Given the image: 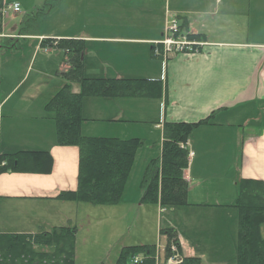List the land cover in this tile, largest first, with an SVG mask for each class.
<instances>
[{
  "label": "crops",
  "instance_id": "obj_1",
  "mask_svg": "<svg viewBox=\"0 0 264 264\" xmlns=\"http://www.w3.org/2000/svg\"><path fill=\"white\" fill-rule=\"evenodd\" d=\"M0 2L22 4L25 10L29 6L23 18L38 10L36 2L29 5L22 0ZM225 5L211 12L208 0H175L173 5L169 2L166 21L162 18L160 25L154 28L150 24L147 33L142 35L107 37L100 24L85 25L77 35L45 33L39 36L23 30L17 33V29L11 33L27 37L19 41H29V46L37 42L38 48L27 72L13 64L15 52L26 44L7 45L11 50L0 59L1 133L5 117L10 123L5 127L10 140L5 147L0 140V153L49 151L54 165L50 175L8 173L0 176V216L3 217L0 234L27 231L10 225L9 218L14 215L26 218L31 215V221L41 228H73L75 203L56 198L61 193L77 190L79 149L57 146L54 123L44 114V105L64 84L61 81L60 86L52 87L50 73L36 72L33 67L37 60L40 63L49 61V57L43 56L47 54L40 50L39 38L75 40L87 49L83 56L84 66L87 70V64L93 60L96 78H104L103 67L110 59V71L116 79L149 80L163 85L162 99L155 105L138 107L129 101L120 105L118 124L131 125L121 133L125 140L137 138L160 148L165 122L193 124L209 119L207 125L193 132L189 144L192 156L185 176L189 186L187 199L194 197L193 202L197 203L170 210L177 218L171 227L178 236L181 255L184 258L208 257L209 260V252L222 244L221 227L234 220L236 223L232 227L237 225L238 228V210L233 207L238 181L264 183V10L244 9L245 5L241 8L238 0H231L230 8ZM91 6L93 11L86 15L90 19L98 15L92 0ZM171 16L177 20L181 32L200 36L207 45L199 54H172L165 66L155 56L153 43H158L157 48L164 54L160 43ZM20 24L23 27L24 21ZM4 27L3 31L6 30L5 22ZM88 45H92L93 50ZM109 46H116V50H109ZM39 55L41 59L37 58ZM65 60L66 57L57 66V76ZM31 73L43 79V89L38 93L33 92L36 83L22 91ZM78 86L72 84L74 94L80 92ZM93 108L88 103L84 110ZM84 119L87 123L81 127L82 135L95 136L96 130L90 125L99 119L89 116ZM198 133L201 136L194 144L193 135ZM15 136H18L17 143L11 139ZM160 156L161 151L157 150L142 156L145 160L142 174L145 175L149 164ZM227 191L229 193L224 194ZM219 211H223L224 216L221 217Z\"/></svg>",
  "mask_w": 264,
  "mask_h": 264
},
{
  "label": "trees",
  "instance_id": "obj_2",
  "mask_svg": "<svg viewBox=\"0 0 264 264\" xmlns=\"http://www.w3.org/2000/svg\"><path fill=\"white\" fill-rule=\"evenodd\" d=\"M45 7L52 8L49 1ZM189 38L200 40L195 35ZM58 49L66 52L64 69L58 75L64 86L44 105V112L54 123L56 145L78 148L79 163L77 190L61 193L56 199L65 203L117 206L144 142L83 136L81 127L87 120L82 114L83 103L87 98L158 101L163 96V85L149 80L84 78L83 44L75 40L61 41ZM72 84L80 86L78 94L72 92ZM208 123L209 119L193 124L164 123L161 158L149 164L141 183L142 205L159 206L168 211L187 205L189 186L184 172L189 166V150L184 147L193 132ZM53 165L49 151L0 154V176L8 173L50 175ZM234 208L239 217L237 264H264V238L260 234L264 225V183L238 181ZM75 234L76 229L71 227L31 235L1 234L0 264H75ZM161 235L167 243L163 262L171 257L172 245L178 247L181 255L175 231L163 230ZM156 249V245L124 248L118 264L128 261L131 264L134 259L139 264H157ZM181 264H201V260L184 258Z\"/></svg>",
  "mask_w": 264,
  "mask_h": 264
},
{
  "label": "rangeland",
  "instance_id": "obj_3",
  "mask_svg": "<svg viewBox=\"0 0 264 264\" xmlns=\"http://www.w3.org/2000/svg\"><path fill=\"white\" fill-rule=\"evenodd\" d=\"M22 1L26 5L36 2L38 10L32 12L33 14L29 12L27 14L28 16L23 18L22 16H24V13L28 11L29 6L26 7V11L23 8V5L19 4L22 10L20 13H17L18 16H13L12 12L8 13V18L6 17L7 19L5 20V31L2 30V23L0 24V59L5 53H8V51L11 50L7 49V45H12L15 42H21V45L26 44V46L22 49H17L19 52H15L16 55L13 56V64L17 69L21 71L25 70L27 72L26 69L31 67L34 61L38 43L36 42L35 45L29 46V41L25 42L16 40L15 37L19 35L11 34L15 29H17V33H22L23 30L24 33H35L39 36H42V34L45 33H52L53 35H68L70 33H74L77 35L85 27V25L100 24V27L102 28L101 30L106 33L107 37L132 35L134 33L142 35L145 32L147 33L146 28H148L150 24L152 28H154L160 25L162 18H164V22L166 21V8L169 2L173 5L175 0H92L93 4L95 5L94 10L98 12V15L92 19L86 17L89 12L93 11L91 0ZM48 1L52 6L50 9L45 7ZM238 1L241 5V8H244L245 5L244 9L252 8L253 10H264V0ZM230 3L231 0H208V9L209 11L214 12L218 9L225 8V4H228V7L230 8ZM116 12L118 13V16L116 15ZM16 18L18 19L16 20ZM172 19V16L169 17L170 22ZM22 21H24L23 27L20 24ZM21 37L27 38L22 35ZM57 40L58 39H48L46 40L47 42L42 43L44 45V50H52L53 48L51 43L54 44L57 42ZM187 42L198 44L199 40L192 41L189 38ZM88 47L93 50L92 45H88ZM108 48L109 50H116V46H109ZM83 51L86 53L87 49L84 47ZM58 52L59 53H57V51H50L48 53L43 52V54H47L43 56L49 57V61L40 63V61L37 60L34 62L33 67L34 71L36 72L50 73L52 76V87L61 85V79L56 73L57 66L62 63L65 57L63 53H61L62 51ZM146 52L149 53V50ZM171 56L172 54H167L164 56L162 61L165 62V66L168 64ZM37 58L41 59V55H39ZM109 61L110 59H108L105 63L107 66L103 67V69H105V72L103 71L105 73L104 78L116 79L111 74L110 67H112V64L109 63ZM97 67L98 69H101V66L98 65ZM83 70L84 78L89 77L91 79H104L96 78L98 76L97 71L93 68V60L87 64V70L85 66ZM32 83H36L33 92L38 93L43 89L42 77L36 75L35 73H31L29 82L27 85H25L22 91L28 87L30 89L32 87ZM79 87L80 86H78V88ZM125 101H129L130 104H136L138 107H144L148 104H157L156 100L141 98L85 99L82 109L83 117L89 116L99 119V121L96 120L97 122L91 121L95 122L91 123L90 126L96 130L97 133L93 137L124 139L122 138L123 136L121 133L123 132L124 128H127V126L131 125L118 124L117 118L118 108H120V105L123 106ZM88 103L94 106V108L90 111L84 110V107H86ZM84 123H87V121ZM9 124L10 123H7V117H5L4 123L2 124V133L0 129V140L3 147L7 146L10 140V137L6 135L5 128L6 125L8 126ZM18 124L20 125V123ZM200 136V133L193 135L192 141L194 144L198 142ZM11 139H13V142L15 141L17 143L18 136H15ZM153 150L160 152V148L154 146L153 143L147 144L146 141H144L143 147L137 152L136 160L134 162L135 164L129 176L125 192L121 202L117 206L105 207L87 204H74L75 210L73 214L74 220L72 225L73 228L76 229L75 264H118L120 253L124 248L136 246H153L158 245L159 243L161 259L157 264H160L165 260L166 253L164 252V248L167 244L166 238L164 236L161 237L159 233L163 230L173 229L171 225H173V223L176 221V215L175 213L172 214L171 211L161 214L156 206L142 205L140 202L142 192L139 185L141 183L140 181H142L141 178L144 175L142 174V169L145 163V160L142 159V156H145L147 153L150 154ZM184 174L186 176V171ZM223 191H226L225 187L223 188ZM227 193H229V191L224 192V194ZM193 201H195L194 197L190 198L189 200L187 199L188 204L197 203ZM29 214H31V211H29ZM218 214H220L221 217L224 216L223 211H219ZM231 214L234 213H229V215ZM2 219L3 217L0 216V229L2 227ZM9 219L11 221L10 225L14 224L20 229H25L27 231L6 232L8 235H31L40 232L52 231V228L46 229L37 227L38 223L31 221V215H29L28 218L24 217L23 215H14ZM181 222L182 221H179V223ZM237 222L238 228L237 225L232 227V224L236 223L234 220L229 222V224H227L228 226L225 224L221 227L220 240L222 244H220L218 248L216 247V250L214 247L213 251L209 252V255H211L209 260L208 257L200 258L201 264H237L239 217ZM182 224L184 223L182 222ZM177 230H179V224ZM260 234L264 238V225L261 227ZM51 251L53 250L51 249ZM127 264H130V261H128Z\"/></svg>",
  "mask_w": 264,
  "mask_h": 264
},
{
  "label": "built area",
  "instance_id": "obj_4",
  "mask_svg": "<svg viewBox=\"0 0 264 264\" xmlns=\"http://www.w3.org/2000/svg\"><path fill=\"white\" fill-rule=\"evenodd\" d=\"M9 11L13 12L14 14H17L21 12V7L19 4H10L3 7L0 10V21L7 16ZM169 31L172 34V36L165 38L164 41L160 43L161 45L164 46V48H166L165 51L175 50L180 53L186 51L190 52L193 51L197 46H199V44L196 43H188L186 38L181 40L174 39L173 36L177 33V26L175 23L169 28ZM172 251L174 252L175 249L173 248ZM176 262H177V258L175 257L169 260V264H174Z\"/></svg>",
  "mask_w": 264,
  "mask_h": 264
}]
</instances>
